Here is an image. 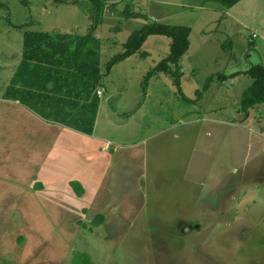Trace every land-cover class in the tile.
<instances>
[{"label":"rangeland","instance_id":"rangeland-1","mask_svg":"<svg viewBox=\"0 0 264 264\" xmlns=\"http://www.w3.org/2000/svg\"><path fill=\"white\" fill-rule=\"evenodd\" d=\"M28 1L0 0V87L22 59L26 33L66 34L75 42L91 32L104 90L96 135L123 159L130 150L143 153L149 140L158 159L146 189L138 171L129 188L122 181L102 191L128 212L114 218L123 221L119 229L87 219L74 224L69 212L59 213L64 208L39 204L33 190L1 182L0 264H264V104L247 113L240 105L253 83L243 73L264 66V0L231 8L204 0H112L95 30L90 0ZM126 9L148 20L128 19ZM153 22L191 29L182 95L168 75L145 85L169 56L165 36L149 37L106 74L128 38ZM18 176L25 185L31 180Z\"/></svg>","mask_w":264,"mask_h":264},{"label":"crops","instance_id":"crops-1","mask_svg":"<svg viewBox=\"0 0 264 264\" xmlns=\"http://www.w3.org/2000/svg\"><path fill=\"white\" fill-rule=\"evenodd\" d=\"M105 2L106 8L114 3ZM51 36L56 43L51 38L47 41L55 47L49 49L44 42L28 61L24 50L18 66L9 73L12 76L8 84L0 87V183L22 184L31 194L35 192L39 204L64 208L59 213L69 212L74 224L87 219L96 226L109 222V230L118 224L115 226L119 229L123 221L114 218L121 219L128 212L122 205L114 208L111 201L104 200L102 191H111L122 181L123 189L129 188L138 171L146 189L145 179L155 156L150 152L149 140H145L143 153L130 150L131 156L123 159L119 151L113 150L111 141L96 135L104 90L101 82L93 86L98 74L102 76L89 46L93 37L78 60L84 70H76L71 69L76 41L66 34ZM89 73L93 80L87 83ZM95 96L99 98L96 108ZM76 126L80 130L72 128ZM119 169L124 172L121 174ZM23 174L31 179L28 185L18 176ZM148 182L150 185V177ZM72 183L82 187L81 197L77 195L79 187ZM67 200L71 203L64 204Z\"/></svg>","mask_w":264,"mask_h":264},{"label":"trees","instance_id":"trees-1","mask_svg":"<svg viewBox=\"0 0 264 264\" xmlns=\"http://www.w3.org/2000/svg\"><path fill=\"white\" fill-rule=\"evenodd\" d=\"M58 3H62V0H55ZM207 3H218L225 7L231 8L237 5L241 0H204ZM25 5H29L28 0H23ZM93 4V10L95 12L94 17V24L92 30L96 29V26L102 21L103 12L106 6V2L103 0H90ZM125 16L128 19H143L148 20V16L142 13H130L128 9L124 11ZM190 35L191 29L186 26H176V25H167L159 22L148 23L140 30L134 32L128 40L124 43V51L116 56H114L106 65V74H110L111 70L117 64L129 59L133 55L137 54L141 51L144 44L147 42L149 37L151 36H165L170 39V53L167 58L162 60L154 69L149 71L145 76V85L157 74H164L171 76L174 80V84L177 88V93L179 95L183 94L181 88V79L183 76L182 66H181V59L185 54L188 52L190 48ZM63 37H65L63 35ZM93 35L89 32L86 36L77 38L75 44V50L73 51V60L72 63L78 64V60L84 52V49L92 40ZM40 38L42 41H34V39ZM51 38L53 43H56L54 38L51 35L44 34V33H26L25 34V59L30 58V55H33L38 49V47H42L44 42L46 43L45 46L50 47L49 49L54 48L55 46L52 43L48 42L47 40ZM52 42V41H51ZM26 64V62H25ZM73 65V64H72ZM84 67L75 66L71 69H78ZM86 68H90L87 66ZM245 76H248L252 79V85L245 91L244 95L241 98L240 105H241V112L247 113L251 109L255 108L256 106L264 104V66L263 65H256L250 68L248 71L243 73ZM215 78L211 76L209 79V83ZM219 80L224 81L227 77L224 75L218 76ZM89 83L93 80L91 74H88L86 79ZM83 81H85L83 79ZM97 82V83H96ZM101 76L98 74V79L94 81L93 86L96 88L100 85ZM96 83V85H95ZM14 84H17L16 82ZM89 85V84H88ZM207 88V86H206ZM91 94V90L89 91ZM185 98V97H184ZM99 98L95 96L93 106L96 108L98 106ZM74 129L80 130L77 126L72 127ZM92 134V133H87ZM73 186H78V197L83 195V189L79 183H72Z\"/></svg>","mask_w":264,"mask_h":264},{"label":"built area","instance_id":"built-area-1","mask_svg":"<svg viewBox=\"0 0 264 264\" xmlns=\"http://www.w3.org/2000/svg\"><path fill=\"white\" fill-rule=\"evenodd\" d=\"M254 38H256L257 36L254 34V36H253Z\"/></svg>","mask_w":264,"mask_h":264}]
</instances>
